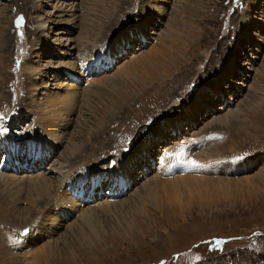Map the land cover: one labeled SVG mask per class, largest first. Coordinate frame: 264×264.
<instances>
[{
    "label": "rangeland",
    "instance_id": "1",
    "mask_svg": "<svg viewBox=\"0 0 264 264\" xmlns=\"http://www.w3.org/2000/svg\"><path fill=\"white\" fill-rule=\"evenodd\" d=\"M100 45L116 61L99 74ZM65 53L87 54L83 74L62 67ZM43 118L60 120L61 144ZM31 132L57 148L36 157ZM152 138L148 149L165 153L188 144L199 167L164 175L188 177L185 188L147 192L161 162L144 166ZM3 141L13 145L0 149V264H264V0H0ZM60 161L75 164V181L118 168L121 187L85 179L73 196L97 199L63 220L55 194L73 204L68 186L51 171L50 187L39 184Z\"/></svg>",
    "mask_w": 264,
    "mask_h": 264
},
{
    "label": "bare ground",
    "instance_id": "2",
    "mask_svg": "<svg viewBox=\"0 0 264 264\" xmlns=\"http://www.w3.org/2000/svg\"><path fill=\"white\" fill-rule=\"evenodd\" d=\"M159 1V0H158ZM154 4V3H153ZM160 6V5H159ZM158 5H156L155 6V9L154 10H158V13L157 14H162L163 15V10L159 7ZM76 10V8L75 9H73V8H71V11L70 12H72L70 15H69V21H70V23H72V24H74L75 25V21H76V18H75V13H74V11ZM152 10H153V8H152ZM146 18H149V14L147 15V16H145ZM77 22V21H76ZM45 22L43 21V20H41V21H39V26L41 27L40 28V31H43V30H41V29H44L43 27L45 26ZM148 25H150L149 24V22L147 21V22H145L144 24H143V26H148ZM144 27V30L146 29ZM37 30H38V28H36ZM138 33V32H137ZM139 34V33H138ZM145 35V34H144ZM130 38H131V35H130V37H129V35H127V36H124V37H121V45H123V46H127V44H129L130 43ZM106 38H102L101 40H100V42H102V41H104ZM107 40V39H106ZM108 42H110V41H108ZM107 42V43H108ZM111 43V42H110ZM101 44H103L104 45V43H101ZM103 45H100V46H98V47H100L99 49H98V47H97V49H98V57H97V59H92L93 60V62H94V60H96L97 62H96V64H95V68H98L97 69V71H100V69H101V66H103L105 63H102V61L103 60H105V61H107V60H109V59H111V56L108 58V53L107 54H105V52L107 51V47L106 46H103ZM123 46L121 47V50L123 49ZM112 50V49H111ZM91 52V51H90ZM111 52H113V51H110L109 53H111ZM122 52V51H121ZM114 53L115 54H119L120 53V51L119 50H115L114 51ZM66 54V53H65ZM66 56H67V58L68 59H70L69 61H62V67H64V68H66V69H69L70 71H71V73L72 72H79V73H81V74H83V72H84V64L86 63V58H87V54H80V55H78L77 57H75L74 59L72 58L73 57V55L72 54H70V53H67L66 54ZM142 58V57H141ZM117 59V58H116ZM86 60V61H85ZM92 60H91V62H92ZM140 60V59H139ZM142 60V59H141ZM82 61V62H81ZM135 61V60H134ZM144 62V61H143ZM144 63H146V62H144ZM87 64V63H86ZM82 65V66H81ZM232 64L230 63V66H231ZM87 66V65H86ZM140 67V66H139ZM30 70V69H29ZM81 70H82V72H81ZM87 71V70H86ZM90 72V70L87 72V74ZM86 74V73H85ZM126 74V73H125ZM148 74H149V72H148ZM129 75V74H128ZM142 75V74H141ZM160 75V74H159ZM123 76V77H122ZM121 77V81H124L125 80V76L124 75H122ZM129 77H130V75H129ZM128 77V78H129ZM146 79V78H145ZM102 80H104V79H102ZM120 80V79H119ZM159 80V79H158ZM97 81V80H96ZM101 81V80H100ZM120 81V82H121ZM164 82V81H163ZM91 83V82H90ZM88 84V83H87ZM91 84H94V82L93 83H91ZM165 84V83H164ZM163 84V85H164ZM102 85V84H101ZM141 85V84H140ZM122 93V92H121ZM126 102V101H125ZM200 105V104H199ZM199 105L193 110V111H188V116H189V118L190 119H193V117L195 116V114H196V111H197V109H198V107H199ZM72 110H73V108H68V111H69V113H71L72 112ZM170 119V118H169ZM43 120H44V123L41 125L42 126V128H44V130H46V133L47 134H51V138H50V141H51V139L54 141V143L55 144H57V143H62V141H63V138H64V136H63V134L62 133H60V132H62V131H60V129H59V131H57L56 129H55V126L56 127H59V124H58V122L60 121V120H58V118H53V119H46V118H43ZM64 124V127H67V128H69V126H67V124L68 123H66L65 121H62ZM182 124H184L183 123V120H176V121H170V125H172V127L173 128H181V126H182ZM63 127V126H62ZM60 128V127H59ZM178 130V129H177ZM163 132H164V129H161V133L160 134H158V135H162L163 134ZM159 133V132H158ZM29 139H31L32 138V141L34 140V141H36V143L38 144V145H41L42 144V147L44 148V149H46V151H48V149H51V150H55L56 148H57V146L58 145H55L54 147L52 146L51 148H49L50 147V142L47 140V139H45V138H43V139H40V138H38V136L37 135H35V132L34 133H30L28 136H27ZM157 138V140H158V138H159V136H156L155 137V139ZM7 142V141H6ZM198 142H201V141H195L194 143H192V145H197L198 144ZM1 144H4V145H6L5 144V142L3 141V142H0ZM25 143L26 142H24L23 143V145H25ZM152 143H153V138L151 139V141H149L148 143L147 142H143V144L144 145H146L147 146V152L145 153V154H143V156H146L147 158H145V159H149L147 162H145L144 163V166H149V165H151V163H153V161H155V159L156 158H158V160L161 158V162H159V166H160V168H159V170L157 171V173H156V176H155V178L152 180V181H149V183L148 184H150L149 185V190L147 191L149 194H151V192H152V190L153 189H151V187L153 186V187H164V186H167L168 185V182H169V184L170 185H168V186H170V187H174L175 189H177V190H179V189H182V188H185L186 187V184H187V180H186V178H188V177H179V179H174V180H169V181H167V180H165V176L166 175H168V174H171L172 173V171H174L175 169H178L179 168V166H182V168L183 169H185V171L187 170V169H191V170H195V169H193L191 166L193 165V161H191V159L192 158H194V159H196V157H192L191 158V151L189 150V147H188V144H184V145H182V146H179L177 149H176V151L174 152V153H165V151L163 150L164 148L162 147V149H159V150H157L156 151V149H153L152 148V150H150V149H148V147H149V144L150 145H152ZM34 144V143H33ZM59 144V145H60ZM3 145V147H0V149L1 148H5V150L8 148V147H10V146H12L13 145V142L11 143V145H7V146H4ZM191 145V146H192ZM35 146H37V145H35ZM26 148V147H25ZM37 148V147H36ZM17 149H18V147H17ZM34 149V148H33ZM72 149V148H71ZM27 150H28V148H27ZM145 150V149H144ZM155 150V151H154ZM11 151V150H10ZM29 152V151H28ZM35 152V151H34ZM43 152V151H42ZM6 153V152H5ZM9 153V152H8ZM158 153H160V154H158ZM72 155H73V152L72 153H70V155L68 156V155H66L65 157H64V161L66 162V161H68V160H66V159H70L71 157H72ZM38 156V154L36 155V157ZM213 156H217V154H211V157H212V159H213ZM180 157V158H179ZM207 157V156H206ZM218 157V156H217ZM182 158H184V159H186V160H188V161H184ZM142 159H144V158H142ZM216 158H214V160H215ZM10 160V157L8 158V161ZM13 160V159H12ZM122 160V159H121ZM141 160V159H140ZM64 161L63 162H58V167L57 168H53V169H51V168H49V170H45V171H43V172H45V173H43V172H40V173H43V175H45V176H43V178L39 181V184H41V186H43L44 187V189H47V188H49L50 186H49V180H47V176L46 175H49L48 173L51 171V173H56L57 175H59V177H60V180H62L63 182L61 183V184H59L58 186L59 187H61V188H64L65 189V187L66 186H68L67 188H66V191H68L69 192V195H71L72 197H73V199H72V201H74V203L72 204V203H70L69 205H66V206H64V207H60L59 205H58V199L60 198V192L62 191V190H58L57 189V194H55V195H57L56 197H55V200H56V207H57V215H61V218L63 217V220H66V219H68V218H70V217H72V216H74V215H76L77 213H78V210H77V208L78 207H84V206H86V204L87 203H90V199H94V198H96V197H93V195L92 196H89V195H86L81 201H79L77 198H76V196H78L77 195V190H75V186L77 185L79 188L81 187V184H82V182L86 179L87 181H89L91 184H93V185H95V184H99L100 183V180H101V178H102V176L104 175H108L109 176V179H111V181H115V176H118L119 177V172H118V170L116 169V173L115 172H112L111 173V171H109V172H104V170H97V171H89V172H92L91 174H89V175H87V170H85V174H84V179H77V181H75L74 180V176H73V172L72 173H70L69 172V170L71 169V167H73L75 164H68V165H65L64 164ZM144 161H146V160H144ZM181 161V162H180ZM137 162V160L134 162V165H136L135 163ZM10 162H7L6 163V160L3 162V166H1V169L3 170V172L4 173H6L5 172V170H4V167L6 168V170H10V168H9V164ZM73 163V162H72ZM120 163H123V167L121 168L120 166H119V168H121V169H123V170H125L126 169V164L128 163V162H120ZM126 163V164H125ZM195 163H197V162H195ZM214 163H218V161H214ZM14 164H15V162H14ZM201 164H204V163H200V165ZM210 164H208V166H209ZM212 165V164H211ZM222 164H220V166H221ZM13 166V165H12ZM148 166H147V168H148ZM215 166V165H214ZM217 166V165H216ZM214 167V168H209V169H211V170H214V171H218L219 169L217 168V167ZM219 166V167H220ZM15 168V167H14ZM32 168H34V167H32ZM14 170V169H13ZM127 170V169H126ZM126 170H125V172H126ZM74 171V170H73ZM130 171H131V168L128 170V175L130 176ZM221 173H225V171H221ZM5 175V174H4ZM71 175L73 176V177H71ZM123 175H125V174H123ZM165 175V176H164ZM183 175H185V174H183ZM96 176L98 177V179L96 178ZM127 176V175H126ZM129 176H127V177H129ZM90 177H91V179H90ZM95 177V178H94ZM130 177H132V176H130ZM88 178V179H87ZM124 178V177H123ZM175 178V177H174ZM128 179V178H127ZM169 179H171V178H169ZM25 181V180H24ZM130 181H131V183H133V182H136V181H134V179H132V180H129V184H130ZM58 182V181H57ZM95 182V183H94ZM116 183H117V185H119V187H121V181L120 182H117V181H115ZM58 184V183H57ZM128 184V183H127ZM131 185V184H130ZM57 186V187H58ZM54 187V186H53ZM57 187H55V188H57ZM118 187V188H119ZM60 188V189H61ZM81 189V188H80ZM115 189V188H114ZM64 191V190H63ZM112 191V189H111V187H110V192ZM55 192V191H54ZM47 193V192H46ZM118 193H119V191H118V189L116 190V192L114 191L113 192V195H111L110 197H112V198H115L116 199V195H118ZM155 193V192H154ZM153 194V193H152ZM62 195V194H61ZM73 195H76L75 197L73 196ZM107 195V194H106ZM108 195H109V193H108ZM50 196L51 195H49L48 197L50 198ZM65 196V195H64ZM80 197V196H79ZM87 197H89L88 199H86ZM144 198V197H143ZM97 199V198H96ZM108 200V199H107ZM86 201V202H85ZM95 200H92V202H94ZM85 202V204H83ZM98 206V205H97ZM51 209V208H50ZM80 210H82V208L80 209ZM79 216V215H78ZM23 247V246H22Z\"/></svg>",
    "mask_w": 264,
    "mask_h": 264
},
{
    "label": "water",
    "instance_id": "3",
    "mask_svg": "<svg viewBox=\"0 0 264 264\" xmlns=\"http://www.w3.org/2000/svg\"><path fill=\"white\" fill-rule=\"evenodd\" d=\"M21 17L23 18L22 15H19V16L16 18V20H15V25H16V26H21V25H23V23H24V18L21 20ZM18 21H19V23H18Z\"/></svg>",
    "mask_w": 264,
    "mask_h": 264
},
{
    "label": "snow or ice",
    "instance_id": "4",
    "mask_svg": "<svg viewBox=\"0 0 264 264\" xmlns=\"http://www.w3.org/2000/svg\"><path fill=\"white\" fill-rule=\"evenodd\" d=\"M22 19H23V18L21 17V20H22ZM18 23H19V21H18ZM192 163H193L194 166L199 167V165H197V164L195 163V161H193ZM27 232H28V230L26 229V230H25V234H27Z\"/></svg>",
    "mask_w": 264,
    "mask_h": 264
}]
</instances>
